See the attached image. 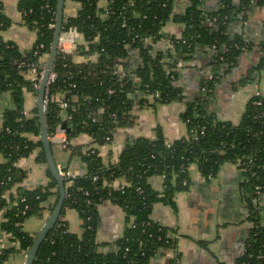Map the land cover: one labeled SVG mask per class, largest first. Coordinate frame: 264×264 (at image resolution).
I'll return each mask as SVG.
<instances>
[{"label": "trees", "instance_id": "obj_1", "mask_svg": "<svg viewBox=\"0 0 264 264\" xmlns=\"http://www.w3.org/2000/svg\"><path fill=\"white\" fill-rule=\"evenodd\" d=\"M57 1H19L24 24L37 32L31 49L22 50L15 41L0 35V95L10 92L13 102L3 111L0 129L4 156L0 161V213L4 216L0 244L5 233L11 235L13 245L0 247V264H7L19 251L29 253L38 234L27 232L24 222L41 215L51 195H59L58 182L49 168L48 185L26 188L21 184L27 171L18 166L39 148L38 160L47 163L37 107L35 115L29 117L25 92H38L32 70L42 71L50 54ZM73 1L80 8L77 15L64 17L63 31L74 27L81 37L76 52L59 51L56 59V77L49 84L46 104L49 134L52 136L62 123L70 141L86 133L94 143L103 145L132 121L135 100L151 104L150 96L153 103L184 100L182 117L189 134L169 145L158 127L155 139L129 141L118 162L110 165L104 163L97 147L84 149L70 144L65 148L82 157L86 170L66 177L61 216L41 243L34 264H155L162 250L173 252L169 264H178L181 252L171 235L173 230L153 220L154 207L165 203L176 208L175 194L192 184V164L211 179L226 163L238 164L250 176L243 184V197L252 228L237 264H264V94L248 100L239 123L219 120L208 109L217 86L237 67L243 53L257 49L262 56L249 75L234 81L233 87L244 85L252 72L264 68V40H247L243 34L230 32L234 23L248 19L251 7H264V0H220L216 10L205 9L204 0H189L182 13L174 12V0H104V6L103 0ZM171 20L184 25L181 36L163 32ZM11 25L12 19L0 3V32ZM149 39L155 43L168 40V50H156ZM136 51L138 64L132 61ZM199 51H212L208 64L211 74L202 81L200 96L186 100L179 85L180 63ZM76 55L87 60L78 62ZM62 96L69 102L66 110L60 104ZM158 175L164 179L162 190L151 183ZM118 180L122 184L115 186ZM105 201L125 210L126 227L119 239L100 243L98 209ZM68 208L78 212L81 233L70 230L64 218Z\"/></svg>", "mask_w": 264, "mask_h": 264}, {"label": "crops", "instance_id": "obj_2", "mask_svg": "<svg viewBox=\"0 0 264 264\" xmlns=\"http://www.w3.org/2000/svg\"><path fill=\"white\" fill-rule=\"evenodd\" d=\"M20 0H0L5 13L12 19V25L0 35L5 40L15 41L22 50L32 48L37 39L36 30L24 24L22 14L18 9ZM66 9L65 17L77 15L80 4L70 0ZM189 4V0H174V12L182 13ZM220 0H204L203 7L207 10H216ZM106 5L103 0L101 6ZM184 25L173 20L163 28L164 33L181 36ZM232 35L243 34L247 40H264V7L255 5L249 9L248 19L244 22H236L230 30ZM155 44L156 50H168L169 44L166 39L158 42L148 40ZM139 52L132 55V61L138 64ZM262 56V52L254 49L243 53L237 67L228 74L217 86L215 95L211 99L208 109L219 120L239 123L245 111L248 100L257 94H264V68L250 74V79L244 85L233 87V82L247 75L252 66L256 65ZM76 61L82 62L87 57L76 55ZM90 58V57H88ZM96 59L97 56L92 57ZM213 58L212 51H199L191 59L180 63L179 85L183 88L186 100L197 98L201 94L202 81L211 74L208 64ZM89 60V59H88ZM31 95L32 102L25 111L29 117H33L37 107L35 94ZM137 96V95H136ZM151 104L142 105L135 100L132 114L133 119L129 125L119 128L115 136L109 142L98 145L94 143L91 135L83 133L71 140L72 145L85 148H99L100 155L105 164L118 162L120 154L129 141L138 137L155 139L157 128L161 127L165 138L169 143L188 136V125L182 117L185 110V101H173L170 103L154 102V97H149ZM10 92L0 95V129L3 126V111L12 107ZM66 114V113H65ZM64 114V116H65ZM36 138V137H35ZM41 149L35 150L29 157L19 161L18 166L27 171V177L22 182L26 188L46 186L51 181L47 163L40 162L38 155ZM53 153L58 166L68 170L73 175L85 172L86 166L80 155L73 154L59 144L53 143ZM4 160L0 152V161ZM192 184L188 190L179 191L175 194L176 208L165 203L155 205L152 218L161 222L171 230V235L177 240L181 252L178 264H237V260L245 249V243L252 228L248 221V210L243 197V184L248 182L250 176L246 169L238 164L226 163L222 166L219 174L211 179H206L200 173L197 164L191 168ZM163 177L153 176L151 183L156 190H162ZM122 181H116L115 186H120ZM56 192V190H54ZM59 195L54 193L45 202V209L39 216L28 218L24 222V229L32 234H38L53 210L50 209L57 202ZM100 221L97 231V240L100 243L113 242L123 236L126 227V212L110 201H105L99 206ZM64 218L69 222L72 232L81 233V218L75 209L68 208ZM4 216L0 213V226ZM13 245L10 234L3 233L1 248ZM27 253L19 251L10 257L7 264H25ZM174 256L173 252L164 250L155 258V264H169Z\"/></svg>", "mask_w": 264, "mask_h": 264}, {"label": "water", "instance_id": "obj_3", "mask_svg": "<svg viewBox=\"0 0 264 264\" xmlns=\"http://www.w3.org/2000/svg\"><path fill=\"white\" fill-rule=\"evenodd\" d=\"M65 3L66 0L57 1L56 24H55V31H54L51 51L48 60L44 64L42 77L37 92V114L40 123V139L43 143V150L46 155L47 165L58 182L59 199L57 205L52 211L47 222L45 223V225L43 226V228L35 238L33 246L31 247L27 255L25 264H34L38 249L41 243L46 238L49 231L53 229V227L56 225L57 221L59 220L66 199V186H65L66 178L61 174L59 170V166L55 159L53 153V143L50 139L48 122L46 118V98L48 96L50 77L52 72L54 71L56 59L59 53V41L61 34L63 32V24L65 17V12H64ZM65 126L66 124H64V127Z\"/></svg>", "mask_w": 264, "mask_h": 264}, {"label": "built area", "instance_id": "obj_4", "mask_svg": "<svg viewBox=\"0 0 264 264\" xmlns=\"http://www.w3.org/2000/svg\"><path fill=\"white\" fill-rule=\"evenodd\" d=\"M80 37H81V34L77 30V28L71 27L68 30L63 31L61 34V37H60V41H59V51L66 53V54L76 52ZM42 71H43V69H42ZM42 71L38 72L36 67L33 68V70H32L31 79L34 81V85L37 89L39 88V84L41 81ZM55 77H56V73H55V71H53L51 74V77H50L49 84L51 83L52 80L55 79ZM109 91L114 92L113 89H110ZM47 102H48V96L46 98V104H47ZM60 104L64 110H66L69 106V102L64 96H62ZM50 139H51L52 143L59 144L64 148H67L71 144V141L67 137L66 126L64 127V124H62V123L57 125L54 134L52 136L50 135ZM169 145H170V143H169ZM59 170L65 178L71 177V176H76V175H73L68 170H64L60 166H59ZM262 201L264 202V199Z\"/></svg>", "mask_w": 264, "mask_h": 264}, {"label": "rangeland", "instance_id": "obj_5", "mask_svg": "<svg viewBox=\"0 0 264 264\" xmlns=\"http://www.w3.org/2000/svg\"><path fill=\"white\" fill-rule=\"evenodd\" d=\"M70 2H71L70 0H66V9H67V11H69V6H73V8H76V5H69ZM71 3L74 4L73 2H71ZM168 44H169V41H168ZM48 57L49 56H46L45 62L48 60ZM35 97L37 99V94H35ZM31 102H32L31 95L29 93H26L25 94V107L27 108L30 105Z\"/></svg>", "mask_w": 264, "mask_h": 264}]
</instances>
